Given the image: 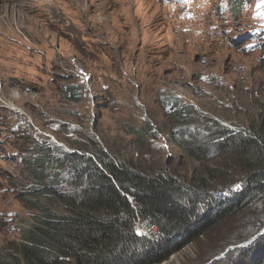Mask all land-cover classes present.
Listing matches in <instances>:
<instances>
[{"label": "rangeland", "instance_id": "374dc122", "mask_svg": "<svg viewBox=\"0 0 264 264\" xmlns=\"http://www.w3.org/2000/svg\"><path fill=\"white\" fill-rule=\"evenodd\" d=\"M255 1L232 16L227 0H0V248L18 237L16 214L27 215L14 200L30 185L15 131L62 150L76 146L70 136L92 132L124 154L137 148L124 127L150 122L157 135L139 150H152L146 160L200 171L178 157L171 137L178 125L165 102L174 94L178 108L190 103L225 123L250 122L254 100L264 101V0L256 1L263 13ZM243 47L250 51L242 55ZM205 73L217 79L205 80ZM72 86L75 100L68 98ZM63 124L68 134L58 133ZM246 211L156 264H207L223 254L210 262L220 264L231 253L233 264H254L235 248L236 234L249 231L252 207ZM135 227L147 236L152 228L146 221Z\"/></svg>", "mask_w": 264, "mask_h": 264}, {"label": "trees", "instance_id": "16d2710c", "mask_svg": "<svg viewBox=\"0 0 264 264\" xmlns=\"http://www.w3.org/2000/svg\"><path fill=\"white\" fill-rule=\"evenodd\" d=\"M245 2L228 0L229 13L236 16ZM78 94V88L68 89V98ZM172 99L176 103L167 106L177 109L180 98ZM256 99L257 110L246 125L222 122L190 103L168 113L178 125L171 136L178 157L201 167L198 171L194 164L186 173L170 162L165 167L146 160L152 150L140 153L157 135L150 122L124 127L137 147L124 154L104 147L92 132L81 140L70 136L76 146L66 151L15 131L30 185L12 193L27 215L16 214L18 237L2 245L0 264L161 263L251 206L245 220L249 231L234 239L244 244L264 227V101ZM68 128L61 125L58 133L68 134ZM236 183L240 189L230 190L231 196L216 197ZM140 221L152 227L149 236L135 234ZM262 242L264 234L240 252L264 264ZM231 254L219 263L233 264Z\"/></svg>", "mask_w": 264, "mask_h": 264}, {"label": "clouds", "instance_id": "9594fccd", "mask_svg": "<svg viewBox=\"0 0 264 264\" xmlns=\"http://www.w3.org/2000/svg\"><path fill=\"white\" fill-rule=\"evenodd\" d=\"M245 54V53H244ZM244 54H242V55H244ZM247 54V53H246ZM202 76H203V78L206 80V79H208V80H210L211 81V79H217V77L213 74V73H205V74H202ZM207 83V82H206ZM172 96H175L176 97V95H174V94H172L171 96H169V98L167 99V101L165 102V113L166 114H168V113H171V112H174V111H176L177 109H178V106H177V109H170V105H168L167 106V104H168V102L171 104V103H173V104H175L176 103V101L175 100H173L172 99ZM177 97H179V96H177ZM180 98V97H179ZM180 100H181V98H180ZM181 102V101H180ZM193 105V104H192ZM54 139V137H51L50 138V140H53ZM59 145H62V144H59ZM67 150H69L68 148L66 149V151ZM240 189V183H236V184H234V185H232L230 188H228L227 190H223V191H227V195L225 196V197H229V195L231 196V194L229 193V191L231 190V191H237V190H239ZM223 191H221V192H223ZM224 197V198H225ZM136 228V227H135ZM134 231H135V229H134ZM136 234V233H135ZM148 233H141L140 235H147ZM136 235H139V234H136Z\"/></svg>", "mask_w": 264, "mask_h": 264}, {"label": "water", "instance_id": "95a60500", "mask_svg": "<svg viewBox=\"0 0 264 264\" xmlns=\"http://www.w3.org/2000/svg\"><path fill=\"white\" fill-rule=\"evenodd\" d=\"M263 234H264V227L259 232L254 233L250 238H248V240L244 243L243 246H240L239 245V246H235V248H244V247H247L250 242H252L254 239L258 238L259 236H261ZM230 248H232V246ZM222 256H224V255L221 254V255H219V257L218 256L217 257H214V258H212L210 260V262H212V261H214V260H216L218 258H221ZM210 262L207 263V264H210Z\"/></svg>", "mask_w": 264, "mask_h": 264}, {"label": "built area", "instance_id": "2783aa9c", "mask_svg": "<svg viewBox=\"0 0 264 264\" xmlns=\"http://www.w3.org/2000/svg\"><path fill=\"white\" fill-rule=\"evenodd\" d=\"M218 194H219V196H216L217 198H219V197L224 198L227 195V191H223V192H220Z\"/></svg>", "mask_w": 264, "mask_h": 264}]
</instances>
